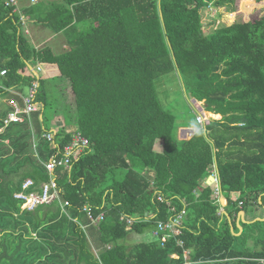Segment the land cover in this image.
<instances>
[{"label": "trees", "instance_id": "obj_1", "mask_svg": "<svg viewBox=\"0 0 264 264\" xmlns=\"http://www.w3.org/2000/svg\"><path fill=\"white\" fill-rule=\"evenodd\" d=\"M4 1L0 96L20 101L4 88L23 92L35 80L39 89L46 79H68L65 123L74 124L89 146L69 167L53 171L56 199L23 209L14 194L26 179L34 183L29 190L49 180L42 162L71 134L61 127L53 130V141L46 139L40 109L5 126L10 107H0V264H264V218L250 215L262 210L264 216V5L250 20L227 15L231 23L209 31L203 9L232 7L235 0L26 5L31 28L64 38V49L55 51L31 42L15 7ZM169 73L190 98L221 116L197 124L199 131L187 139L178 138V128L192 124H179L157 96L156 83ZM213 169L225 206L214 185L205 183ZM167 203L172 213L184 208L185 215L181 233L160 245L151 232L171 214ZM84 205L93 214L103 211L104 219L92 223ZM148 210L154 217L129 228L119 220L121 213ZM133 234L149 239L132 242Z\"/></svg>", "mask_w": 264, "mask_h": 264}, {"label": "built area", "instance_id": "obj_2", "mask_svg": "<svg viewBox=\"0 0 264 264\" xmlns=\"http://www.w3.org/2000/svg\"><path fill=\"white\" fill-rule=\"evenodd\" d=\"M18 0H5V4L9 6H14L16 8ZM31 3L36 2V0H30ZM211 8V6H209ZM231 16L233 15V12L228 13ZM228 17V16H227ZM21 23L25 24V18L24 16L20 17ZM228 23H231L233 21H230V18H227ZM227 23V22H225ZM227 23V24H228ZM25 31L27 32V29L25 28ZM42 68L40 65L36 66V70L40 71ZM6 73L5 69L0 70V75H4ZM38 82L35 80L31 83L30 86H28L27 92L24 91H18L14 88H4L8 90L10 93L15 95L20 99L11 98L9 100V111L5 118L3 119V123L6 126L7 124L11 122H22L24 120V114L29 116L31 113L38 111L40 109V103L37 100V93H38ZM195 120L197 124L203 126V122L205 121L202 113L195 110ZM3 128H0V131H2ZM68 131V130H67ZM71 134V140L64 145L61 149L57 148L51 155L48 157L47 160L43 161V165L47 172L49 173V180L47 182L41 183L38 190L32 189L29 190L31 186H33V180L32 179H26L21 184V189L17 191L14 194V197L21 200V208L23 209H34L36 206L40 204H46L52 202L54 199L57 198V185L54 180L53 171L57 167H69L71 161L73 158H76L82 150H84L86 147L89 146V141L86 136H84L81 131H79L78 128L74 130L69 131ZM43 136L48 139L49 141H53V131L52 130H46L43 133ZM33 149H35V142L33 141ZM214 177V181L212 185H214L215 191L214 196L220 200V191H219V185H218V177L215 172V169H213L210 173ZM157 200L160 202L164 201V197L157 193ZM67 202H62L61 207L62 210H64V204ZM241 204V202H239ZM167 213L174 210V207L170 205V203H167ZM83 210L88 215L89 219L92 223L97 224L101 220L104 219V212H98L97 214H93L90 207L87 205H84ZM155 212L152 210L145 211L143 214L139 215H128L121 213L119 215V220L126 223V227L129 228L133 223L141 222V221H148L150 218L154 217ZM185 215V209L183 208L179 212L172 213L166 218V219H158L156 221V225L154 229L151 232L152 237L157 239L160 243V245H164V243L167 241L168 236L170 235H179L181 233V226L183 217ZM178 245L182 246V241L178 240ZM183 255L185 260H188L189 255L188 251L186 249L183 250ZM172 256L177 257L176 254H172Z\"/></svg>", "mask_w": 264, "mask_h": 264}, {"label": "rangeland", "instance_id": "obj_3", "mask_svg": "<svg viewBox=\"0 0 264 264\" xmlns=\"http://www.w3.org/2000/svg\"><path fill=\"white\" fill-rule=\"evenodd\" d=\"M250 5H247L249 4ZM264 3V2H263ZM261 4V3H260ZM264 5V4H263ZM261 6L256 3L254 0H235V3L232 7L226 6L225 8L221 7L215 8H206L202 11V20L205 25V31H209L216 26H220L225 22L228 23L227 15L228 13L233 12V16L237 20H250L252 17L259 15L261 12L257 10ZM262 14V13H261ZM33 36L38 40H34L36 45H42L44 43L50 45L55 51H61L64 49L65 40L62 36H52L50 30L46 28H42L40 26L34 27ZM44 31V32H43ZM31 39V37H30ZM33 39L31 40V42ZM36 67V66H35ZM41 72H39L40 74ZM41 75V74H40ZM42 76V75H41ZM43 85L40 86L38 89V96L40 98V111L39 113L42 115L43 124L46 129H54L58 125L65 123V116L68 110V102L70 101L72 95L69 90V80L64 77H59L57 79H46ZM161 82L156 83L157 87V96L162 104V106L171 111L173 114L177 116V120L179 124L186 125L192 124L195 121V112L194 110L202 113L204 118L203 124L208 123L211 119H219L221 116H215V113L209 112L204 108V101H197L193 98H190L188 94H186L185 89L183 87L181 79H177L174 74H166L162 78L159 79ZM162 83V84H161ZM28 87H23V91L26 93ZM161 90V92H160ZM3 98V103L9 104V100L11 98ZM192 103L191 104L189 102ZM2 99V98H1ZM0 99V101H1ZM2 101L0 102V107L3 104ZM70 115V114H69ZM71 116V115H70ZM1 117V112H0ZM69 124V123H66ZM197 125V123H196ZM59 127V126H58ZM186 128V127H184ZM183 129V128H181ZM189 129V128H188ZM182 138L189 135L191 132H194L195 129L189 130H180ZM186 138V137H185ZM184 138V139H185ZM206 182V180H205ZM212 185V183L210 184ZM256 213L250 214L252 217ZM257 217L262 216L263 211L259 210L257 212ZM240 232V230H239ZM237 232V234H239ZM132 242L140 241V240H147L149 239V234H133Z\"/></svg>", "mask_w": 264, "mask_h": 264}, {"label": "crops", "instance_id": "obj_4", "mask_svg": "<svg viewBox=\"0 0 264 264\" xmlns=\"http://www.w3.org/2000/svg\"><path fill=\"white\" fill-rule=\"evenodd\" d=\"M36 1H38V0H36ZM255 1V0H254ZM264 2V0H262V1H260V2H256V3H258V5L259 6H261V7H259V8H257V10H259V11H263V9H262V7H263V3ZM34 3V2H33ZM33 3H31V1L30 0H18L17 1V5H16V8L14 9V11L19 15V20H20V17L21 16H25V14H23V8L26 6V5H29V4H33ZM261 3V4H260ZM223 8H225V6H223ZM264 8V7H263ZM220 9V8H219ZM20 24H21V27L23 28V31H24V33L26 34V35H29L30 37H31V39H33V41L34 40H37L36 38H35V36L34 37H32L33 36V31L35 30L34 29V27L32 26V28H31V26L27 23V22H25V24L23 25L22 23H21V20H20ZM25 28L27 29V32L25 31ZM44 32V31H43ZM52 36H56V35H52ZM38 41V40H37ZM6 98H9V97H7V96H5ZM2 98V99H1ZM3 98L4 97H1L0 96V99H1V101L3 100ZM5 98V101L7 100ZM0 101V102H1ZM2 103H3V101H2ZM40 103V102H39ZM6 105H7V102H6V104H2L1 105V107L2 108H5L6 107ZM59 126V127H58ZM57 127H54V129H57V128H61V127H64V129L67 131H70V130H74V129H76L77 127L74 125V124H71V122L69 123V124H66V123H62L61 125H58ZM181 128H183V129H181ZM188 128H191L192 129V127L191 126H188V127H186V128H184V127H179L178 128V138L179 139H183L182 138V135H181V131L180 130H184V129H186V130H189ZM54 129H49V130H54ZM196 130V129H195ZM194 132H191L189 135H187V136H185L184 138L185 139H187V138H189L192 134H193ZM7 141V140H6ZM155 149L156 150H158V151H160L161 149H162V144H161V141L160 140H158L157 142H156V144H155ZM220 201V200H219ZM221 210L223 209V207H221L220 208ZM259 211V210H258ZM256 214H257V212H256ZM241 217H242V215H241ZM243 217H244V213H243Z\"/></svg>", "mask_w": 264, "mask_h": 264}, {"label": "water", "instance_id": "obj_5", "mask_svg": "<svg viewBox=\"0 0 264 264\" xmlns=\"http://www.w3.org/2000/svg\"><path fill=\"white\" fill-rule=\"evenodd\" d=\"M190 129V128H189ZM213 181H214V177L212 176V175H209L208 177H207V179H206V184L207 185H210L211 183H213ZM226 198L221 194L220 195V204L222 205V206H225L226 205ZM243 211H240L239 212V214H238V217H237V224H238V226H239V230L241 231V226L239 225V223H238V221L241 219L242 221H243ZM241 215H242V217H241ZM264 218V216L263 217H257L256 219H263Z\"/></svg>", "mask_w": 264, "mask_h": 264}, {"label": "clouds", "instance_id": "obj_6", "mask_svg": "<svg viewBox=\"0 0 264 264\" xmlns=\"http://www.w3.org/2000/svg\"><path fill=\"white\" fill-rule=\"evenodd\" d=\"M191 127L193 129H196L197 131H199V129L197 128L196 122H193L192 125H191Z\"/></svg>", "mask_w": 264, "mask_h": 264}, {"label": "bare ground", "instance_id": "obj_7", "mask_svg": "<svg viewBox=\"0 0 264 264\" xmlns=\"http://www.w3.org/2000/svg\"><path fill=\"white\" fill-rule=\"evenodd\" d=\"M220 114H215V116H218L219 117Z\"/></svg>", "mask_w": 264, "mask_h": 264}]
</instances>
